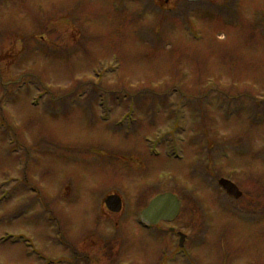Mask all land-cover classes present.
I'll list each match as a JSON object with an SVG mask.
<instances>
[{
	"label": "rangeland",
	"instance_id": "rangeland-1",
	"mask_svg": "<svg viewBox=\"0 0 264 264\" xmlns=\"http://www.w3.org/2000/svg\"><path fill=\"white\" fill-rule=\"evenodd\" d=\"M0 199V264H264V0H0Z\"/></svg>",
	"mask_w": 264,
	"mask_h": 264
},
{
	"label": "water",
	"instance_id": "water-1",
	"mask_svg": "<svg viewBox=\"0 0 264 264\" xmlns=\"http://www.w3.org/2000/svg\"><path fill=\"white\" fill-rule=\"evenodd\" d=\"M199 1V0H189ZM220 185L226 190V192L235 198H240L242 192L239 188L229 180L221 179ZM108 208L113 212H119L122 209L121 198L117 195H111L106 199ZM180 210V203L176 196L169 194L159 196L153 200L150 206L142 213V218L150 224H156L161 219H173Z\"/></svg>",
	"mask_w": 264,
	"mask_h": 264
},
{
	"label": "flooded vegetation",
	"instance_id": "flooded-vegetation-1",
	"mask_svg": "<svg viewBox=\"0 0 264 264\" xmlns=\"http://www.w3.org/2000/svg\"><path fill=\"white\" fill-rule=\"evenodd\" d=\"M166 231H169V233H171V234H178V232L175 231V228L173 226H168Z\"/></svg>",
	"mask_w": 264,
	"mask_h": 264
}]
</instances>
